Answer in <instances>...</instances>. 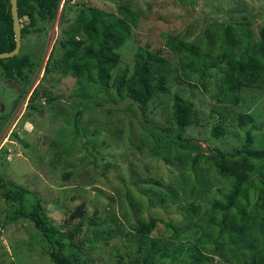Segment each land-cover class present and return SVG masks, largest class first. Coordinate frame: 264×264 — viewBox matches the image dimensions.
Masks as SVG:
<instances>
[{
	"label": "rangeland",
	"instance_id": "obj_1",
	"mask_svg": "<svg viewBox=\"0 0 264 264\" xmlns=\"http://www.w3.org/2000/svg\"><path fill=\"white\" fill-rule=\"evenodd\" d=\"M263 4L264 0H70L54 21L41 24L42 33L25 39L21 52L36 65L26 92L19 95L18 85L7 82V86L0 75V175L11 190L23 191L26 205L38 200L55 225L85 204L84 214L65 229L74 243H80L79 264H115L120 259L117 251H130L135 227L151 219L157 220L154 235L168 247V254L182 252L178 262L159 264H189L186 258L193 251L210 257L201 264H253L260 240L252 237L259 236V219L249 216L245 239L233 236L232 242L226 234L218 240L220 215L208 216L212 202L230 190L232 179L218 175L201 157L194 162L196 150H186L174 143V137L164 135H168L172 95L179 93L194 103L199 121L182 135L183 141L195 139L205 155L215 149L232 153L242 146L245 130H250L255 145L264 149V91L244 88L238 104H233L230 99L211 98L195 82L189 88L172 83L170 92L159 95L144 112H133L127 99L111 103V87L59 72L44 74L52 49L55 56L62 54L60 32L74 24L85 6L116 16L119 6L139 12L137 26L117 51L120 62L112 74L125 68L131 73L137 46L149 45L174 62L173 46L179 41L195 44L200 53L222 56L220 28L230 20L227 11L235 18L251 17L255 39L264 22ZM240 36L236 52L243 51ZM209 73L214 81L218 79L214 70ZM208 89L215 93L214 86ZM239 114L251 115L253 124L239 130ZM216 124L225 130L219 138L211 132ZM254 167L264 172V161ZM247 198L238 204L248 212L256 191L251 189ZM17 208L18 204L0 197L3 221L12 218ZM40 234L23 218L0 225V264H52Z\"/></svg>",
	"mask_w": 264,
	"mask_h": 264
},
{
	"label": "trees",
	"instance_id": "obj_2",
	"mask_svg": "<svg viewBox=\"0 0 264 264\" xmlns=\"http://www.w3.org/2000/svg\"><path fill=\"white\" fill-rule=\"evenodd\" d=\"M69 1L65 0L64 7ZM59 3L60 0H17L18 17L20 20H27L26 24L21 23V48L25 39L32 33L43 32L42 23L55 20ZM117 13L118 16L104 13L99 9L83 7L77 14L74 24L60 32L62 40L59 42V49L62 54L57 57L59 53L55 56L52 49L43 69L44 74L59 72L83 79L87 83H95L99 87H111L114 90L111 94V103L127 99V107L133 112L138 110L144 112L159 95L170 92L172 83L179 87L188 84L189 88L193 86L191 83L195 82L200 84L211 98H216L219 102L230 99L233 104H238L240 92L244 88L264 91V22L253 39L251 34L254 32V22L251 17L239 19L227 11L230 20L223 23L220 28V39L225 49L222 56L212 57L206 52L200 53L195 44L179 41L173 46L177 56L174 62L164 57L159 50H151L149 45L137 46L133 54L132 72L129 73L125 68L113 75L120 62V54L117 51L130 38L132 27L137 26L140 18L139 12L126 6H119ZM238 34L244 39L243 51L240 52L235 51L240 44ZM166 39L171 45L167 35ZM14 47L10 0H0V53L11 52ZM21 48L18 55L0 59L2 80L18 85L21 91L19 95L26 92L25 87L29 84L30 74H33L36 66L29 54L21 52ZM210 70H214L215 77L217 76L219 80L214 81ZM210 86H214L215 93L209 91L214 90L208 89ZM34 96L35 89L31 93V99ZM172 99L169 127L166 128L168 135L164 136L167 139L174 137V143L186 150H196L194 162L201 157L218 175L232 179L230 190L223 194L220 200L212 202L208 214L209 218H215V215L221 217V220L216 222L220 231L218 240L224 239L223 235L226 234L232 242L233 236L243 241L248 217L258 218L259 236L252 238L257 243L260 240V244L258 243V255L253 259V264H264V172L254 167L255 162L264 161V149L258 148L252 132L245 130L242 146L234 152L215 149L205 155L195 139L182 140V135L186 131L199 125L194 103L179 93H174ZM253 122L254 118L251 115L237 116L239 130L245 129ZM75 129L80 134L78 126ZM211 132L214 137L219 138L224 135L225 130L221 124H216ZM154 139L157 147L158 136H154ZM0 189L1 198L18 204V208L12 212V218L6 221L0 219L1 226L17 219H26L41 233L42 240L47 243V257L52 264H79L80 243H74L65 229L67 230L75 219L84 214V203L76 207L61 225H55L48 220L38 200L26 205L23 191L11 190L3 182L1 175ZM248 189L256 191V200L247 212L246 208H242L238 203L242 198L244 201L248 200L247 193L250 191ZM156 224L157 220L151 219L137 225L130 251L124 254H121L123 251H117L118 257L126 262L121 263L118 259L115 264H159L161 260L178 262L182 252L177 250L168 254V247L154 235ZM172 228L178 231L177 228ZM204 237L208 239L209 233L204 234ZM199 245L205 250L204 242L200 241ZM248 246L252 248L251 243ZM186 259L189 264H201V261H209L210 257L193 251Z\"/></svg>",
	"mask_w": 264,
	"mask_h": 264
},
{
	"label": "water",
	"instance_id": "obj_3",
	"mask_svg": "<svg viewBox=\"0 0 264 264\" xmlns=\"http://www.w3.org/2000/svg\"><path fill=\"white\" fill-rule=\"evenodd\" d=\"M10 11L12 18L15 47L11 52L0 53V59H8L18 55L21 48V24L17 12V0H10Z\"/></svg>",
	"mask_w": 264,
	"mask_h": 264
},
{
	"label": "clouds",
	"instance_id": "obj_4",
	"mask_svg": "<svg viewBox=\"0 0 264 264\" xmlns=\"http://www.w3.org/2000/svg\"><path fill=\"white\" fill-rule=\"evenodd\" d=\"M64 2H65V0H60V3H59V11L61 10V7L63 8L64 7ZM58 13V12H57ZM20 20V19H19ZM22 23V20H20V24ZM21 26H22V24H21ZM22 28V27H21ZM22 42V41H21Z\"/></svg>",
	"mask_w": 264,
	"mask_h": 264
},
{
	"label": "flooded vegetation",
	"instance_id": "obj_5",
	"mask_svg": "<svg viewBox=\"0 0 264 264\" xmlns=\"http://www.w3.org/2000/svg\"><path fill=\"white\" fill-rule=\"evenodd\" d=\"M5 84H7V86H9V84L6 81H3ZM15 91V90H14ZM19 94V93H18ZM1 100V99H0ZM2 111V107H1V103H0V113Z\"/></svg>",
	"mask_w": 264,
	"mask_h": 264
},
{
	"label": "crops",
	"instance_id": "obj_6",
	"mask_svg": "<svg viewBox=\"0 0 264 264\" xmlns=\"http://www.w3.org/2000/svg\"><path fill=\"white\" fill-rule=\"evenodd\" d=\"M1 145V144H0Z\"/></svg>",
	"mask_w": 264,
	"mask_h": 264
}]
</instances>
